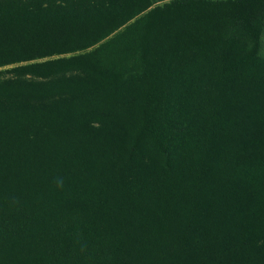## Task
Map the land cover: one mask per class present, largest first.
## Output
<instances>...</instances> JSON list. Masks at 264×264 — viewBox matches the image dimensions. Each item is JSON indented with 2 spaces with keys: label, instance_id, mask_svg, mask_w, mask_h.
<instances>
[{
  "label": "trees",
  "instance_id": "16d2710c",
  "mask_svg": "<svg viewBox=\"0 0 264 264\" xmlns=\"http://www.w3.org/2000/svg\"><path fill=\"white\" fill-rule=\"evenodd\" d=\"M159 1L0 0V264H264V0Z\"/></svg>",
  "mask_w": 264,
  "mask_h": 264
},
{
  "label": "rangeland",
  "instance_id": "374dc122",
  "mask_svg": "<svg viewBox=\"0 0 264 264\" xmlns=\"http://www.w3.org/2000/svg\"><path fill=\"white\" fill-rule=\"evenodd\" d=\"M170 0H163V1H159L157 2L155 5H162L163 3L165 2H169ZM113 35H111L109 38H111ZM108 38V39H109ZM94 48V47H93ZM93 48H89L85 51H80L76 54H82V53H86V52H89L91 51ZM72 54L70 55H65L64 57H68V56H71ZM259 56L264 60V35H263V38H262V41H261V46H260V50H259Z\"/></svg>",
  "mask_w": 264,
  "mask_h": 264
}]
</instances>
